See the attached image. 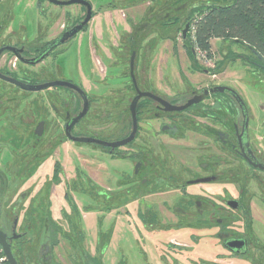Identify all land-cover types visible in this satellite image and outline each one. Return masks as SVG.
<instances>
[{
    "label": "flooded vegetation",
    "instance_id": "1",
    "mask_svg": "<svg viewBox=\"0 0 264 264\" xmlns=\"http://www.w3.org/2000/svg\"><path fill=\"white\" fill-rule=\"evenodd\" d=\"M39 2L61 9L49 4L43 8L46 15L56 16L38 20L32 36L15 35L8 30L9 14L0 15V74L34 85L66 80L83 89L72 79L58 77L60 68L54 64L59 69L52 70L47 61L87 30L99 11L89 1L91 18L70 35L85 19L87 7L80 2ZM143 2H148L147 10L136 22L124 14L130 30H124L122 22L107 32L108 39L114 38L115 62L124 64L131 78L126 87L100 98L83 89L86 100L71 86L29 90L0 76V128L3 123L8 127L7 134L0 129V228L18 264H131L133 258L138 264H264V61L238 41L216 38L211 56L194 48L188 54L190 76L181 75L185 88L160 89L149 71L156 39L187 51L200 8L223 4ZM103 6L99 10L108 11ZM133 56L137 86L131 77ZM238 76L250 78L262 96L255 106L237 86ZM2 81L17 86L23 95L9 96L11 90ZM37 91L44 94L34 96L30 104L22 101ZM139 94L138 128L130 142L112 150L73 138L128 137L133 131L130 106ZM86 101V113L78 118ZM168 140L191 146L197 154L194 161L185 163L155 145ZM83 143L131 161V169L118 179V189L109 182L103 187L92 175L83 179ZM50 160L51 171L44 169ZM70 163L75 164L73 183L64 177L63 166ZM62 183L72 193L66 188L58 195L46 193L47 186ZM9 199L11 210L5 212ZM128 231L130 236H122ZM121 246H137V256L132 258ZM59 248L70 250L60 257ZM2 260L8 262L4 253Z\"/></svg>",
    "mask_w": 264,
    "mask_h": 264
},
{
    "label": "rangeland",
    "instance_id": "2",
    "mask_svg": "<svg viewBox=\"0 0 264 264\" xmlns=\"http://www.w3.org/2000/svg\"><path fill=\"white\" fill-rule=\"evenodd\" d=\"M89 1H91L93 4L94 10L96 12L99 11L90 21L89 28L85 31H81L65 46V49L59 52L55 60L54 58L53 60L48 59L47 63L52 70H54V67L60 68H58L59 70L56 71V75L58 77L72 79L81 85L88 94L95 98H100L107 94L110 95L111 93H114L123 87H126L131 81L130 76L125 73L126 70L124 64H117L115 62L114 50L116 47L115 49L112 47V40L114 38H111L112 40L108 39L107 32H110L111 25L114 27L115 24L119 28L122 22L125 24L124 14L128 15V17H131V21L136 22V19L139 18L145 10H147L148 2H143L142 0L139 5H136L132 2L137 3L138 0ZM232 1L233 0H213V2L223 5L229 4ZM109 2L116 3L106 6V4H109ZM48 4L51 6V9L56 11L61 9V7L55 6L48 2L40 3L39 0H0V15H5L6 13L9 14L10 21L8 24V30H14L16 32L15 35H18L19 37L26 35L32 36V34H35L37 31L38 20L45 17L49 20L51 17L56 16L51 14L46 15L44 13L43 8L48 6ZM103 4H105L103 9H105V11L108 9V11L104 12L103 10H99L100 6ZM74 9L75 7H71L73 12H75ZM60 18H62V16H60ZM126 27L128 30H130V27H128L126 24L123 25L122 28L125 30ZM102 32H104L103 39H100V34ZM220 44L221 47L225 46L223 42ZM188 54V51H186L182 45H179L178 48L174 50L171 42L165 40L161 41L159 38H157L155 44L152 47V57L150 58L149 71L152 82H154L158 88L167 91L172 90L174 87L185 88L187 85L182 80L181 75H184L185 77L190 76V59ZM54 64H56L58 67H56ZM32 71H34V69ZM14 74L23 76V74L18 71H14ZM33 76L35 77V75ZM196 78L200 81L202 80L201 76H196ZM250 81L252 80L250 78H246L245 76H243V78L240 76L235 78V82L239 89L243 92L248 101L255 106L262 96L250 85ZM2 82L5 88L11 90L9 96L20 97L23 95L24 92H22V90H20L14 84L7 81ZM56 89H59V87H56ZM49 90H54V88ZM42 91L31 93L30 95L22 98V101L24 100V103L27 102L30 104V100L34 96H38L37 94H40V96L44 94ZM1 127L2 128L0 129H3V131L8 129L5 123H3ZM7 132L8 131H5V134H7ZM155 141L156 140H154V143ZM155 145L158 146L159 150L162 148L169 149L170 152L172 151L174 155L178 156V158H180L182 161L189 164L194 161L195 156L197 155L194 149H192V147L188 146L187 144L176 142L171 143V141L168 140L166 142L159 141ZM64 148L69 150V144H65ZM79 149L81 150L82 154L81 167L83 169V179L85 180L86 177L92 175L103 187H107L109 182L112 184L113 188L118 189L120 187L119 181H121L118 179L122 178V176L132 167L131 161L129 159L118 156L113 157L109 153L104 152L101 148L93 147L91 144L83 143ZM163 149L161 151H163ZM52 165L53 164L50 160L47 162V166H45L44 169H49L51 171ZM74 166V163L63 166L65 169V180L70 181L71 183L74 182ZM110 174L113 180L109 179ZM26 187L27 186L25 184L24 188ZM65 188L69 190L64 183L58 186L50 185L47 186L46 193L50 192L52 194L54 193L58 195L61 194ZM69 192L72 193V190H69ZM60 200L62 202L61 195ZM8 203L10 204V199L7 201V205ZM79 203L82 205L80 201ZM58 208L59 207L57 206V209ZM6 210H11V204L5 208V212ZM93 214L94 213H90L88 217ZM118 234L119 232H117L115 235L118 236ZM123 235L128 237L131 235V233L128 231L126 234H122V236ZM24 239H26V237ZM121 241H124V238H122ZM32 243V248L35 250L37 244L36 240ZM121 248H123L126 254L132 252L130 253L132 258L137 256V254H133L138 253L137 246H125V248L124 246H121ZM69 250V248H59L56 249V252L59 253L58 256L63 257L66 256V253ZM123 250H114V253L121 255L120 253H122ZM131 261V264H138L134 258L133 260L131 259ZM66 264H68V261Z\"/></svg>",
    "mask_w": 264,
    "mask_h": 264
},
{
    "label": "trees",
    "instance_id": "3",
    "mask_svg": "<svg viewBox=\"0 0 264 264\" xmlns=\"http://www.w3.org/2000/svg\"><path fill=\"white\" fill-rule=\"evenodd\" d=\"M190 34V55L194 48L211 56L213 39L220 38L252 47L264 57V0H233L229 4L201 7ZM2 259L0 247V264H9Z\"/></svg>",
    "mask_w": 264,
    "mask_h": 264
},
{
    "label": "water",
    "instance_id": "4",
    "mask_svg": "<svg viewBox=\"0 0 264 264\" xmlns=\"http://www.w3.org/2000/svg\"><path fill=\"white\" fill-rule=\"evenodd\" d=\"M50 1L54 2L56 4H68V3L80 2V3L84 4L87 7V14H86L85 19L83 20V22L80 25L74 27V29L72 30L70 35L74 34L78 30H80L89 21V19L92 16V5L87 0H69V1L50 0ZM189 27H190V24H187V26H186V28L184 30L185 33L188 31ZM250 48L254 52H256L264 61V58L260 55V53H258L254 48H252V47H250ZM7 49L15 50V47L14 46H7ZM3 50H4V48H2L0 50V53ZM133 69H134V56L132 57V60H131V77H132V79H133V81H134V83L136 85L137 81H136V76H135V73H134ZM0 76H2L3 78H5V79H7V80H9L11 82H14V83L20 85L24 89H29V90H41V89H45V88L50 87V86H65V85L66 86H71V87L75 88L76 90H78L80 93H83L85 98H86V100H87V96H86L84 90L82 88L78 87L77 85L73 84L70 81L54 80V81L46 83V84L34 85V84H28V83L22 82V81H20L19 79L15 78V77H8V76L2 75V74H0ZM140 97H141V94L136 96L134 98V100L132 101L131 106H130V109H131V112H132V115H133V131L131 132V134L128 137H126L124 139H121V140H117V141H106V140H103V139H100V138H96V137H73V138L75 140H77V141H80V142H90V143L92 142V143L100 144L102 146H110L112 150H114L118 146L125 145L126 143L130 142L136 136V132H137V128H138L137 104H138V101H139ZM87 106H88V102L86 101L84 109H83V112L80 113L78 118L82 117L86 113ZM186 106H187V104L184 105V106L177 107V109H182V108H184ZM0 245H1L2 249H3V253L6 256V259H7L8 263L9 264H18L15 256L12 253L11 244L7 240V234L1 228H0Z\"/></svg>",
    "mask_w": 264,
    "mask_h": 264
},
{
    "label": "built area",
    "instance_id": "5",
    "mask_svg": "<svg viewBox=\"0 0 264 264\" xmlns=\"http://www.w3.org/2000/svg\"><path fill=\"white\" fill-rule=\"evenodd\" d=\"M200 54H203V52L202 51H198Z\"/></svg>",
    "mask_w": 264,
    "mask_h": 264
}]
</instances>
